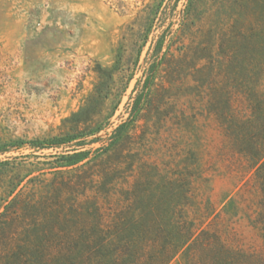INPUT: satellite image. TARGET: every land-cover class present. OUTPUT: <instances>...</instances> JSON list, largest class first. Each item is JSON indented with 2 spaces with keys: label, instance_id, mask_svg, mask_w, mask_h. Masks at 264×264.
<instances>
[{
  "label": "rangeland",
  "instance_id": "rangeland-1",
  "mask_svg": "<svg viewBox=\"0 0 264 264\" xmlns=\"http://www.w3.org/2000/svg\"><path fill=\"white\" fill-rule=\"evenodd\" d=\"M263 140L264 0H0V264H264Z\"/></svg>",
  "mask_w": 264,
  "mask_h": 264
},
{
  "label": "trees",
  "instance_id": "trees-1",
  "mask_svg": "<svg viewBox=\"0 0 264 264\" xmlns=\"http://www.w3.org/2000/svg\"><path fill=\"white\" fill-rule=\"evenodd\" d=\"M262 168L263 167H261V169ZM262 206L264 207V202ZM190 238L191 235L182 244L184 245ZM224 250V246L221 245L218 250L212 252L214 255L213 264H244L240 255L239 257L228 258L223 254ZM176 251L177 249L172 250L170 255L162 260L157 259L158 256L156 255L155 257L149 256V258L144 261L140 259L142 249L134 247L131 245L130 241L127 240L123 242V240H121L117 244H111L108 241V244H100L88 252L90 258H88L86 262H79L76 264H169Z\"/></svg>",
  "mask_w": 264,
  "mask_h": 264
}]
</instances>
